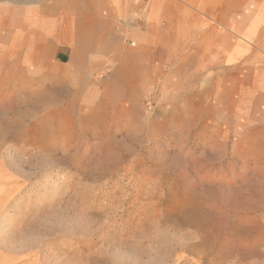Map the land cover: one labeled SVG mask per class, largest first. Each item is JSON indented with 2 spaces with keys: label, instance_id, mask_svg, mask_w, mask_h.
Wrapping results in <instances>:
<instances>
[{
  "label": "rangeland",
  "instance_id": "obj_1",
  "mask_svg": "<svg viewBox=\"0 0 264 264\" xmlns=\"http://www.w3.org/2000/svg\"><path fill=\"white\" fill-rule=\"evenodd\" d=\"M9 8L0 5V264H264L256 73L245 65L217 87L213 74L169 62L144 71L138 44L122 38L80 79L70 60L36 53L30 16Z\"/></svg>",
  "mask_w": 264,
  "mask_h": 264
},
{
  "label": "crops",
  "instance_id": "obj_2",
  "mask_svg": "<svg viewBox=\"0 0 264 264\" xmlns=\"http://www.w3.org/2000/svg\"><path fill=\"white\" fill-rule=\"evenodd\" d=\"M0 5L11 14L22 8L34 33L29 45L38 54H52L58 65L70 60L80 79L91 76L97 61L127 38L138 44L136 65L144 71L169 62L176 71L213 74L222 87L225 74L233 79L247 65L256 73L253 80L264 84V64L255 52L264 47V0H0ZM65 29L70 32L63 34Z\"/></svg>",
  "mask_w": 264,
  "mask_h": 264
}]
</instances>
